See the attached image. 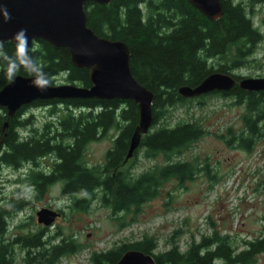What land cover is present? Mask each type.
<instances>
[{
    "label": "trees",
    "instance_id": "16d2710c",
    "mask_svg": "<svg viewBox=\"0 0 264 264\" xmlns=\"http://www.w3.org/2000/svg\"><path fill=\"white\" fill-rule=\"evenodd\" d=\"M221 3L223 14L215 20L208 19L187 0L85 3L87 25L96 34L124 41L129 46L133 76L154 93L152 126L158 122L165 107L192 99L177 93L180 85L194 86L214 71L241 78L229 69L240 66L262 37L241 2L221 0ZM2 43L9 54L16 46L11 41ZM30 50L52 83L61 76L69 83L90 85L89 70L74 66L67 48L35 40ZM216 58L217 67L214 68ZM218 58L224 61L218 62ZM225 58L230 59L229 64ZM18 74L30 75L23 70ZM6 83V80L0 79V88ZM208 94L232 97L236 104L245 107L241 115L243 128L232 137L239 145L249 148L256 137L264 135V90L249 91L234 85L228 91ZM42 102L44 106L61 104L66 109L56 123H46L38 135L37 128L25 135L20 131V127L30 120L20 118L25 106L20 107L12 117H7L5 108L0 107V164L17 167L25 161L34 162L41 155L54 158L49 180H34L38 191L62 179L63 193L80 196L74 202L75 207L84 208L99 190L104 194L105 202L114 201L115 211L127 210L158 196L163 184L170 178L177 177L182 182L190 178L196 169L189 162L172 159L205 133L195 122L161 125L142 135L138 148H144L147 156L164 155L166 163L131 177L120 169V165L138 124L137 104L128 99L98 98H54ZM5 121L8 125L3 129ZM117 123H122L121 131L106 152L105 164L101 168L89 166L83 159L86 145ZM49 124H53V128ZM26 201L24 192L16 188L0 204V264H15L12 244L19 238L12 241L6 239L7 218L21 209ZM40 235L41 232L19 241L20 247L25 249L23 264H55L60 257L75 251L72 243L65 238L47 246L48 240L42 241ZM156 248L153 238L144 237L106 251H95L90 260L91 264H114L126 250L137 249L151 254L158 264H251L255 255L264 252V239L247 241L239 249L228 235L215 232L211 237H202L199 242L192 240L184 250L177 243L160 252H155ZM218 260L221 262L218 263Z\"/></svg>",
    "mask_w": 264,
    "mask_h": 264
},
{
    "label": "rangeland",
    "instance_id": "374dc122",
    "mask_svg": "<svg viewBox=\"0 0 264 264\" xmlns=\"http://www.w3.org/2000/svg\"><path fill=\"white\" fill-rule=\"evenodd\" d=\"M234 1L245 6L262 39L243 58L240 66L229 71L243 77H262L264 0ZM220 61L224 59L218 58ZM225 61L229 64L230 59L225 58ZM216 67L217 58L214 60ZM54 83L69 82L59 76ZM65 109L61 104L27 106L20 118L30 120L20 131L25 135L35 128L42 130L46 123H56ZM244 111L245 107L236 104L232 97L218 94L186 99L165 107L151 130L184 121L195 122L204 129L200 138L172 157L174 161L189 162L196 169L182 182L177 177L170 178L158 196L127 210L115 211L114 201L105 202L104 194L99 190L84 208L75 207L74 202L80 196L63 193L62 180L57 179L38 191L28 175L32 166L30 162L25 161L17 167L0 164V204L16 188L24 192L27 200L21 209L7 218L6 239L19 238L12 244L14 263L23 264L25 249L20 247L19 241L40 232L41 240H48L47 246L65 238L75 248L55 264H91L93 252L130 244L144 237L155 240V252L175 243L184 250L192 240L199 242L202 237H211L215 232L228 235L239 249L247 241L264 239V135L256 137L249 148L232 138L243 128L241 115ZM116 133L117 128L111 127L86 145L83 159L89 166L101 168L105 164L106 152L112 147ZM166 159L162 154L147 156L145 149L139 147L134 157L120 169L136 177L156 166H163ZM53 161L51 155L47 156L39 160L40 167L50 169ZM49 206L59 208L62 215L53 225L44 227L37 222L36 212ZM251 264H264V252L255 255Z\"/></svg>",
    "mask_w": 264,
    "mask_h": 264
},
{
    "label": "water",
    "instance_id": "95a60500",
    "mask_svg": "<svg viewBox=\"0 0 264 264\" xmlns=\"http://www.w3.org/2000/svg\"><path fill=\"white\" fill-rule=\"evenodd\" d=\"M112 0H2L11 13V19L0 18V42L11 41L19 29H26L29 48L35 40H44L55 47H65L71 63L89 70V86L75 83H52L40 92L31 83V75L17 74L13 83L0 88V107L6 116L35 100L98 98L128 99L138 107V124L129 141L125 160L138 148L141 136L147 134L153 121L154 93L139 83L130 68V49L121 40L99 36L87 25L86 2L108 4ZM208 19L215 20L223 14L221 0H187ZM234 85L249 91L264 90V76L242 77L237 80L231 73L214 71L198 84L180 85L177 93L184 98H195L213 91H228ZM8 125L5 121L3 129ZM37 222L50 226L59 211L42 207L37 212ZM114 264H158L149 253L137 249L126 250ZM184 264V263H180Z\"/></svg>",
    "mask_w": 264,
    "mask_h": 264
},
{
    "label": "clouds",
    "instance_id": "9594fccd",
    "mask_svg": "<svg viewBox=\"0 0 264 264\" xmlns=\"http://www.w3.org/2000/svg\"><path fill=\"white\" fill-rule=\"evenodd\" d=\"M0 18L4 22L11 19V13L2 0H0ZM12 39L16 46L11 54L4 50L3 43L0 42V79L6 80L9 84L13 83L16 75L23 70L31 75V83L38 91H46L52 86V82L41 64L30 54L26 29H19L13 34Z\"/></svg>",
    "mask_w": 264,
    "mask_h": 264
},
{
    "label": "flooded vegetation",
    "instance_id": "af4514ba",
    "mask_svg": "<svg viewBox=\"0 0 264 264\" xmlns=\"http://www.w3.org/2000/svg\"><path fill=\"white\" fill-rule=\"evenodd\" d=\"M242 77L243 76H241V78ZM241 78H238V79L236 78V79L239 80ZM44 100H46V99H44ZM30 104L28 105L29 107H37V106L38 107H42V106H44L42 100H35L32 103H30ZM26 107L27 106H25V108ZM111 127L117 128L118 134H119V132L121 131L122 123H117L116 125H112ZM41 132H42L41 130H38L37 135L40 134ZM135 153H136V151L134 152L132 157H130V158L126 159V160H125V157H124V159L122 161V165H120V168L123 167L125 164H127L134 157ZM45 157H46V155H41L40 157H38V159H36L34 162L31 163L32 166L29 168V174L28 175L30 176V180L33 183V185H34V180L35 179H38L39 182H42L43 180H46V179L49 180V177L52 174V169H53L54 163L52 164L50 169H46V168L40 167L39 160H42ZM58 180H62V179H58ZM49 207H52V208L56 209L57 211H59V215H57L55 220H54V222H55L56 219H58L62 215V211L59 208H56L54 206H49Z\"/></svg>",
    "mask_w": 264,
    "mask_h": 264
},
{
    "label": "bare ground",
    "instance_id": "6f19581e",
    "mask_svg": "<svg viewBox=\"0 0 264 264\" xmlns=\"http://www.w3.org/2000/svg\"><path fill=\"white\" fill-rule=\"evenodd\" d=\"M52 104V103H51ZM31 105V104H30ZM20 127V126H19ZM20 128H22V127H20ZM117 134V133H116ZM38 162V161H37ZM32 163V162H31ZM50 167V166H49Z\"/></svg>",
    "mask_w": 264,
    "mask_h": 264
}]
</instances>
